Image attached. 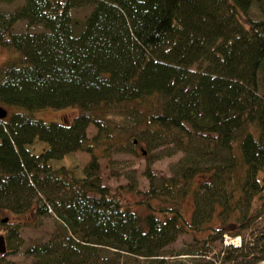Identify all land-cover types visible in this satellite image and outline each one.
I'll list each match as a JSON object with an SVG mask.
<instances>
[{"label": "trees", "instance_id": "16d2710c", "mask_svg": "<svg viewBox=\"0 0 264 264\" xmlns=\"http://www.w3.org/2000/svg\"><path fill=\"white\" fill-rule=\"evenodd\" d=\"M23 19L43 29L13 31ZM0 45L14 51L0 64V104L22 107L0 118V210L15 219H1L0 264H20L8 255L40 217L55 228L26 247L29 264H161L183 232L202 243L184 249L186 264H264V235L247 254L240 244L201 256L264 210V0H23L0 10ZM66 106L78 108L66 123L31 113ZM138 146L163 152L146 157L148 187L133 172L112 191L100 157ZM78 150L90 155L80 175L51 162ZM178 151L170 175L152 171Z\"/></svg>", "mask_w": 264, "mask_h": 264}, {"label": "rangeland", "instance_id": "374dc122", "mask_svg": "<svg viewBox=\"0 0 264 264\" xmlns=\"http://www.w3.org/2000/svg\"><path fill=\"white\" fill-rule=\"evenodd\" d=\"M23 0H13L12 2H2L0 3V10H14L17 6L21 5ZM90 10V5L79 6L72 9V14L78 19L83 20L86 14ZM250 16L259 17L260 11L256 4H254L250 11L248 12ZM30 30L37 31L43 29L41 24L38 25H29L26 20H18L13 26V31L21 30ZM11 54H14V51L3 47L0 45V64L8 58ZM10 111L12 110H22V107L18 105H11L6 107ZM78 108L75 106H66L62 108H53V107H42L36 110H33L31 113L38 118L44 120L56 121L66 123L72 120L74 115L77 113ZM96 128L93 124H90L87 128L88 134L91 136L95 133ZM39 142V141H38ZM46 145V142L43 141V145ZM141 146V145H140ZM140 146L137 147L138 154H133L129 152H113L110 157L101 156L99 161L101 164V177L104 183L110 185L112 191H116V188L120 184H124L128 181L127 176L129 173H135L137 178L138 187L140 189H146L148 187V179L143 174V170L146 163V157L151 153L162 154L159 149L149 150L148 153H141ZM145 147V146H143ZM99 152L101 150L99 149ZM182 155L181 151L176 152L172 155H162L158 159L154 160L152 163V171L157 175H170L171 166L178 158ZM90 155L86 151L78 150L75 152L68 153L62 159H52L51 162L55 165L65 163L69 166L76 175H80L81 168L88 161ZM124 192V191H123ZM120 195L126 201L136 200L137 196L133 193H120ZM194 202L192 196H186L183 200L184 215L187 219H190V215L193 209ZM137 208L144 209L141 206ZM8 217L9 220H15L14 216L11 215L8 211L0 210V233L5 234L4 225L1 223L2 218ZM4 222V221H3ZM55 228L54 220L51 217H40L38 220L34 221L31 224L22 225L20 228V233L24 238L23 244L18 252L9 254L8 257L17 261L20 264H29L31 257L26 254L25 249L29 245L37 242L44 241L48 239L52 231ZM264 235V210L262 214L254 220L249 226L241 229V233L238 236H231L227 233L223 234V239L214 238L212 241H206L207 251L204 256L206 259H220L224 257L226 253V246L228 245H240L242 244L244 248L241 249L242 253L247 254L250 249L249 246L257 245V241L263 238ZM202 235L199 234L198 237ZM202 243L194 239V235L191 232L181 233L177 239L169 243L165 248V254L163 255L164 262L161 264H186L192 263V255L188 253H183L184 249L198 247ZM253 253H256L255 248L252 249ZM251 255V254H249ZM197 256V255H196ZM251 257V256H250ZM121 264H150L146 259L140 258L139 262H134L133 260H124Z\"/></svg>", "mask_w": 264, "mask_h": 264}, {"label": "water", "instance_id": "95a60500", "mask_svg": "<svg viewBox=\"0 0 264 264\" xmlns=\"http://www.w3.org/2000/svg\"><path fill=\"white\" fill-rule=\"evenodd\" d=\"M6 114H7V109L0 104V118L5 117ZM5 251H6L5 236L3 233H0V253H4Z\"/></svg>", "mask_w": 264, "mask_h": 264}]
</instances>
